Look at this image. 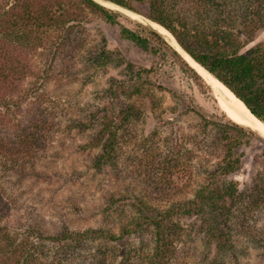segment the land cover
I'll list each match as a JSON object with an SVG mask.
<instances>
[{
  "label": "rangeland",
  "instance_id": "rangeland-1",
  "mask_svg": "<svg viewBox=\"0 0 264 264\" xmlns=\"http://www.w3.org/2000/svg\"><path fill=\"white\" fill-rule=\"evenodd\" d=\"M36 1L46 6L62 1L60 9L74 11L75 19L67 21L66 26L72 31L68 32L67 46L60 55V35L64 36V30L59 32L56 27L39 34L45 40L43 46L28 45L30 50H25L34 64V73L24 81L22 93L9 101L10 118L17 119L11 128L17 130L21 120L25 121V114L32 111L40 112V118L46 119L50 128L38 133L36 145L43 153L36 155L35 165H30L25 173L10 175L0 168L2 192L16 212L5 221L18 233L31 226L42 230L45 236L66 229L71 232L102 229L118 235L129 217L139 215L140 207L163 210L176 203V184H184L191 177L194 184L205 181L202 168H206L209 157L211 162L216 158L207 157L201 149L200 140L206 135L200 117L191 108H201L209 115L222 116V112L209 85L204 81L208 89L203 92L182 72L170 53L153 54L120 35L121 27L136 30L140 24L156 27L161 34L160 25L149 23L153 21L149 19L148 4L133 2L140 12L133 14L114 3L95 0L119 13L118 24H111L79 0ZM180 1L183 3L177 8L186 6L185 1ZM229 1L236 3L232 8L236 10L235 20L239 21L243 13L253 16L250 14L253 12L256 20L264 24V6L262 18L254 13L258 7L256 0ZM237 30L231 28L232 32ZM245 40L242 35V43ZM253 40L241 50L242 54L264 45V27ZM104 52L111 59L101 67L93 61ZM130 64L135 70L143 67L154 72L141 82L142 92L133 97L122 95L117 104H112L108 91L113 80L124 82L126 87L135 84ZM111 104L118 111L124 105L135 106L137 113L119 128L114 159L99 171L96 159L102 151L91 142L101 122L94 117L104 109L109 110ZM241 140L242 146L234 155L240 159V170L234 175L240 190H244L258 171L264 173V139L246 134ZM179 144L193 152L184 161L192 173L176 172V151L182 150ZM184 175L187 179L182 180ZM233 178L229 176L227 180ZM181 223L193 225L194 229L198 226L195 218ZM230 226V234L238 242L237 254L218 257L215 246L207 244L201 236L190 243L191 251L183 257L186 263L264 264V211H247L239 220L235 216ZM152 237L151 228L135 234L130 242L138 246Z\"/></svg>",
  "mask_w": 264,
  "mask_h": 264
},
{
  "label": "trees",
  "instance_id": "trees-1",
  "mask_svg": "<svg viewBox=\"0 0 264 264\" xmlns=\"http://www.w3.org/2000/svg\"><path fill=\"white\" fill-rule=\"evenodd\" d=\"M79 1L92 12L100 13L109 23L118 24L119 13L95 0ZM105 1L133 14L140 13L133 2L148 4L149 19L170 32L193 60L227 86L264 125V45L259 44L241 53L254 41L256 32L264 27L253 12L250 13L253 16L241 14L237 21L236 10L232 9L236 3L229 0H183L186 6L180 8H177L183 3L180 0L175 3L170 0ZM256 1L258 7L254 13L262 18L260 12L264 0ZM61 3L54 1L51 6H46L36 0H13L11 3L10 0H0V168L8 175L25 173L30 165H35L36 155L43 153L36 144L38 133L50 128L48 121L40 118V112L33 114L35 111H32L33 115L28 112V118V113L25 114L27 119L21 120L17 130L12 129L17 119L10 118L8 104L22 93L24 81L34 73V64L25 50H30L28 45L43 46L45 40L40 33L52 27L59 32L64 30V36L60 35L59 55L66 48L68 32L72 31L66 26L67 21L75 19V13L70 9L63 12ZM231 28L240 31L235 33ZM120 35L153 54L170 53L182 72L189 75L203 92L208 89L203 78L152 26L140 24L136 30L121 27ZM242 35L246 38L243 43ZM100 56L93 62L97 61L101 67L111 59L106 52ZM129 67L134 72L135 84L126 87L124 82L113 80L108 91L112 104H117L122 95L133 97L142 92L141 82L154 72L143 67L135 70L133 64ZM112 104L109 110L104 109L94 117L101 122V128L91 142L102 151L96 159L99 171L114 159L119 128L137 113L135 106L124 105L118 111ZM191 109L200 117L206 135L200 140L201 149L207 157L216 158L211 162L209 157L206 168H202L205 181L194 184V177H188L184 184H176V203L163 210L140 207L139 215L129 217L118 235L102 229L84 232L66 229L60 234L45 236L42 230L31 226L18 233L5 221L14 212V207L7 201L0 185V264H187L183 257L189 255L190 243L201 236L207 244L215 246L216 256L237 254L238 242L230 234L231 221L235 216L239 220L247 211H264V173L258 171L251 185L240 190V183L234 175L240 170V159L234 155L242 146V136L250 134L262 138L251 129L232 122L223 113L217 116L198 107ZM20 110L22 114V108ZM179 149L182 150L176 151V172L192 173L184 161L193 152L181 144ZM229 176H233V180L228 181ZM185 178L187 175L182 180ZM189 218H195L198 225L195 229L193 225L181 223ZM151 228L153 237L150 241L140 242L138 246L130 242L132 236Z\"/></svg>",
  "mask_w": 264,
  "mask_h": 264
},
{
  "label": "bare ground",
  "instance_id": "bare-ground-1",
  "mask_svg": "<svg viewBox=\"0 0 264 264\" xmlns=\"http://www.w3.org/2000/svg\"><path fill=\"white\" fill-rule=\"evenodd\" d=\"M159 30L162 35L171 41H169L171 46L179 52L187 63L203 78L207 85H209L220 112L225 114L232 122L238 124L239 126L251 129L264 139V125L259 123L252 116L241 100L236 98V95L234 96V94L227 88V86L223 85L221 81L217 80L216 77H214L211 73L206 72L204 68L192 60L185 53L183 48H181V46L176 42L174 37L165 30V28L159 27Z\"/></svg>",
  "mask_w": 264,
  "mask_h": 264
},
{
  "label": "water",
  "instance_id": "water-1",
  "mask_svg": "<svg viewBox=\"0 0 264 264\" xmlns=\"http://www.w3.org/2000/svg\"><path fill=\"white\" fill-rule=\"evenodd\" d=\"M106 2V1H105ZM110 3V2H109ZM116 6V5H115ZM116 7H118V6H116ZM149 23L151 24V23H153V24H156V23H154V22H151V21H149ZM158 25V24H157ZM162 27V26H161ZM186 53V52H185ZM191 59H192V57L188 54V53H186ZM193 60V59H192ZM195 61V60H194ZM196 62V61H195ZM197 63V62H196ZM198 64V63H197ZM200 65V64H199ZM201 66V65H200ZM202 67V66H201ZM203 68V67H202ZM205 71L206 72H208L206 69H205ZM209 73V72H208ZM217 79V78H216ZM218 80V79H217ZM222 83V82H221ZM223 84V83H222ZM224 85V84H223ZM228 88V87H227ZM229 89V88H228ZM230 90V89H229ZM231 91V90H230ZM232 92V91H231ZM233 93V92H232ZM234 94V93H233ZM234 96H235V94H234ZM236 98H238L237 96H235ZM239 99V98H238ZM241 102L245 105V103L241 100ZM246 106V105H245ZM247 109H248V107H247ZM249 110V109H248ZM250 111V110H249ZM250 113L254 116V117H256L251 111H250ZM257 118V117H256ZM258 119V118H257Z\"/></svg>",
  "mask_w": 264,
  "mask_h": 264
}]
</instances>
